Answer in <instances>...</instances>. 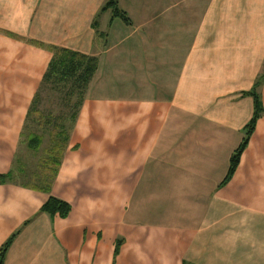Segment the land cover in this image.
<instances>
[{
	"label": "crops",
	"instance_id": "1",
	"mask_svg": "<svg viewBox=\"0 0 264 264\" xmlns=\"http://www.w3.org/2000/svg\"><path fill=\"white\" fill-rule=\"evenodd\" d=\"M106 1L0 0L2 264H264V0H118L129 24ZM51 48L98 67L71 130L49 131L66 138L56 176L40 159L29 184ZM125 72L154 86L122 88ZM252 91L263 113L222 185ZM49 197L70 214L41 212Z\"/></svg>",
	"mask_w": 264,
	"mask_h": 264
},
{
	"label": "trees",
	"instance_id": "2",
	"mask_svg": "<svg viewBox=\"0 0 264 264\" xmlns=\"http://www.w3.org/2000/svg\"><path fill=\"white\" fill-rule=\"evenodd\" d=\"M106 10L111 11L112 18H119L126 24L130 23L125 13L118 8V0H107L101 9V12ZM50 52L53 54V57L48 65V70L43 78V82H50L54 84L55 87L62 85L63 87L67 88L65 92L69 96L78 95L81 99L84 96L85 91L97 70V58L57 48H51ZM250 95L254 99V113L250 122L245 127V135L241 144L239 145L238 149L232 154L229 160L228 172L221 183L222 185L228 182L236 171V168L240 162L241 155L255 130L258 120L261 118L263 113L262 104L258 96L254 93V91L250 92ZM64 142L62 144L56 143V145L53 147V152L49 154L50 160L47 162L52 163L53 166H55L54 170L53 168L51 169V164L48 166H45V164L43 165L45 166V169H47L46 167H48V173H50L52 178H54L57 174V170L60 165V155L66 146ZM39 144L40 140L37 137H32L28 146L33 150L35 148H38ZM40 210L41 212L46 213L51 217L66 218L70 214L71 206L65 201H62L55 197H49L47 201L42 205ZM13 237H11L0 248V264L3 263L5 253L8 250ZM118 250L119 243L115 247V257L118 254Z\"/></svg>",
	"mask_w": 264,
	"mask_h": 264
},
{
	"label": "rangeland",
	"instance_id": "3",
	"mask_svg": "<svg viewBox=\"0 0 264 264\" xmlns=\"http://www.w3.org/2000/svg\"><path fill=\"white\" fill-rule=\"evenodd\" d=\"M125 73L126 75H123L120 79L122 88L130 89L137 85L138 89L151 90L152 86H154L152 85L149 87L147 81H143L140 78H136V80H134L135 78H132L134 77L133 72ZM134 81H136V85ZM41 85L43 90H39L36 95L31 97V102L25 116L26 123L24 124L23 129L24 137H22L23 140H25L27 136L34 138L37 137L40 140V144L38 148L32 150L28 146L29 143L25 140L27 148L29 149V163H26L24 175L16 174L19 180L29 184H39L38 182H41L43 177L45 178L42 172H40V170L43 171V167L39 170L40 167L38 160L42 159L45 166L51 164L50 167L54 170L55 166H53L52 163L47 162L50 160V155L47 154L53 151L52 148L56 145V142H64L66 138H62L60 136L54 138L53 135L50 136L49 131L58 133V135H66L67 130H71L73 126L72 123L78 119L86 92L88 90L87 87L84 96L80 99L78 95L69 96L65 92L67 88L62 85L55 87V85L50 82H43V79L41 81ZM30 140L28 141L30 142ZM44 149L47 154H45ZM46 168L48 169V167ZM34 174L40 178H35ZM45 175L48 179L51 176L48 172H46Z\"/></svg>",
	"mask_w": 264,
	"mask_h": 264
}]
</instances>
